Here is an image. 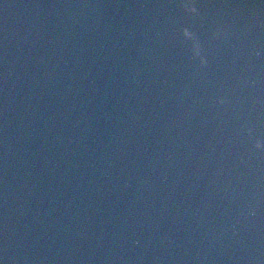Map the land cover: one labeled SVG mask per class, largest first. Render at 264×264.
<instances>
[{
    "label": "water",
    "instance_id": "obj_1",
    "mask_svg": "<svg viewBox=\"0 0 264 264\" xmlns=\"http://www.w3.org/2000/svg\"><path fill=\"white\" fill-rule=\"evenodd\" d=\"M0 264H264V0H0Z\"/></svg>",
    "mask_w": 264,
    "mask_h": 264
}]
</instances>
